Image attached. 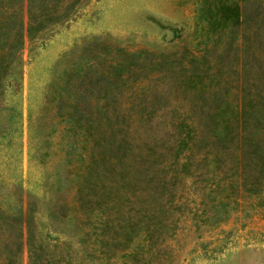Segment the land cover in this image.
<instances>
[{
	"label": "trees",
	"instance_id": "trees-1",
	"mask_svg": "<svg viewBox=\"0 0 264 264\" xmlns=\"http://www.w3.org/2000/svg\"><path fill=\"white\" fill-rule=\"evenodd\" d=\"M75 1L0 0V67ZM195 18L226 36L198 66L193 54L172 70L161 54L114 49L53 76L51 118L83 140L71 202L46 213L68 237L35 234L29 197L24 218L0 214V264H22L23 247L25 264H165L189 227L264 210V0H197ZM226 67L236 75L221 77Z\"/></svg>",
	"mask_w": 264,
	"mask_h": 264
},
{
	"label": "rangeland",
	"instance_id": "rangeland-1",
	"mask_svg": "<svg viewBox=\"0 0 264 264\" xmlns=\"http://www.w3.org/2000/svg\"><path fill=\"white\" fill-rule=\"evenodd\" d=\"M18 1L12 0L11 5L17 7ZM196 1L76 0L64 18L39 29L25 42L5 68L7 58H3L0 67L2 216L21 215L30 197L34 200L35 234L46 239L48 231L50 237L55 234L60 239L68 237L63 223L50 221L46 213L52 201L71 202L83 157V140L72 122L51 118L59 102L47 97L53 76L95 54L110 57L114 49L128 52L144 49L161 54L168 58L164 61L172 70L179 69V52L186 57L195 55L197 66L203 63V55L212 59L211 51L223 48L226 36L224 32L218 35L199 27L195 18ZM15 25L16 17L9 29L11 34ZM5 49L6 43L2 47ZM231 50L229 47V53ZM226 68L221 77L236 75L234 67ZM170 74L179 77V70ZM172 105L171 102L163 108ZM51 129L52 134H48ZM14 222L18 225L20 220ZM174 243L165 264H264V210L248 206L233 208L216 226L189 227ZM70 245L76 248L74 241ZM20 260L25 264L24 247Z\"/></svg>",
	"mask_w": 264,
	"mask_h": 264
}]
</instances>
